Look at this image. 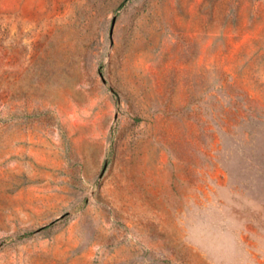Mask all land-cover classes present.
Listing matches in <instances>:
<instances>
[{
	"label": "rangeland",
	"instance_id": "1",
	"mask_svg": "<svg viewBox=\"0 0 264 264\" xmlns=\"http://www.w3.org/2000/svg\"><path fill=\"white\" fill-rule=\"evenodd\" d=\"M0 264H264V0H0Z\"/></svg>",
	"mask_w": 264,
	"mask_h": 264
}]
</instances>
